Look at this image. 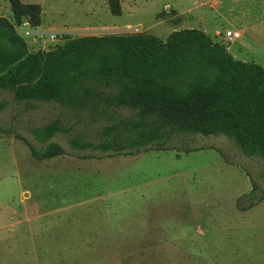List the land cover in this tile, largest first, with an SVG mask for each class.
<instances>
[{
  "label": "rangeland",
  "instance_id": "374dc122",
  "mask_svg": "<svg viewBox=\"0 0 264 264\" xmlns=\"http://www.w3.org/2000/svg\"><path fill=\"white\" fill-rule=\"evenodd\" d=\"M22 2L41 6L38 27L14 24L8 0H0V17L14 24L29 52L86 35L149 33L165 41L194 28L211 37L220 30L234 59L264 68L262 47L244 35L222 38L225 26L209 0H121L120 16L106 0ZM263 5L251 6L255 20ZM0 105V125L11 131L0 134V264H264V199L246 211L237 206L264 196V160L245 157L227 137L194 136L190 152L81 159L57 134L51 141L68 154L37 160L13 133L42 150L29 128L59 109L43 104L22 112L8 94H0Z\"/></svg>",
  "mask_w": 264,
  "mask_h": 264
},
{
  "label": "trees",
  "instance_id": "16d2710c",
  "mask_svg": "<svg viewBox=\"0 0 264 264\" xmlns=\"http://www.w3.org/2000/svg\"><path fill=\"white\" fill-rule=\"evenodd\" d=\"M106 1L120 16L121 0ZM8 3L14 24H41L39 4ZM14 24L0 17V94L22 112L43 104L59 109L29 128L42 150L13 133L35 159L68 154L51 141L64 134L81 159L190 152L197 149L192 137L223 135L245 157L264 160V68L234 59L205 32L175 30L165 41L149 33L86 35L29 52ZM0 134L11 131L0 125ZM263 199L237 206L246 211Z\"/></svg>",
  "mask_w": 264,
  "mask_h": 264
},
{
  "label": "crops",
  "instance_id": "0c3cea01",
  "mask_svg": "<svg viewBox=\"0 0 264 264\" xmlns=\"http://www.w3.org/2000/svg\"><path fill=\"white\" fill-rule=\"evenodd\" d=\"M240 1H242V3L247 2V8L243 5L242 9L236 10V5H238ZM208 5L211 13L216 16L215 18L222 21V25L225 26V31H238L242 36L244 35L248 41H252L254 45L260 46L264 49V31L261 29L263 28L261 25L264 24V5L259 11L261 18L258 20H255V18L251 16L252 13L250 10L252 6L253 9L257 11L254 6L255 0H209ZM223 6L225 7L223 8ZM218 34H221V31L215 30L213 37L211 38L224 45V42L220 41L221 38H218ZM249 50L250 49L246 51L247 55L252 54ZM239 52L240 54H243L240 50H238L236 55H240ZM232 57L235 58V55Z\"/></svg>",
  "mask_w": 264,
  "mask_h": 264
},
{
  "label": "built area",
  "instance_id": "2783aa9c",
  "mask_svg": "<svg viewBox=\"0 0 264 264\" xmlns=\"http://www.w3.org/2000/svg\"><path fill=\"white\" fill-rule=\"evenodd\" d=\"M218 36H221V34H218ZM222 38L230 41L237 40L241 38V33L238 31H225Z\"/></svg>",
  "mask_w": 264,
  "mask_h": 264
}]
</instances>
